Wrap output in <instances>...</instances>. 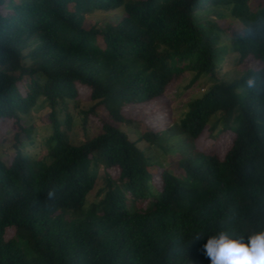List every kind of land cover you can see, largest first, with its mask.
<instances>
[{"label":"trees","instance_id":"16d2710c","mask_svg":"<svg viewBox=\"0 0 264 264\" xmlns=\"http://www.w3.org/2000/svg\"><path fill=\"white\" fill-rule=\"evenodd\" d=\"M225 11L241 27L213 20ZM99 15L113 20L87 22ZM185 73L188 90L208 88L164 130L124 117ZM38 106L40 158L24 149ZM99 107L109 122L73 144L72 111L83 127ZM0 121L14 151L0 157V264H210L208 237L264 229V0H0ZM206 129L234 136L223 157L197 149ZM149 148L178 159L165 167Z\"/></svg>","mask_w":264,"mask_h":264},{"label":"rangeland","instance_id":"374dc122","mask_svg":"<svg viewBox=\"0 0 264 264\" xmlns=\"http://www.w3.org/2000/svg\"><path fill=\"white\" fill-rule=\"evenodd\" d=\"M6 1L8 2L9 0ZM225 13V17H214L213 20H217L223 28L230 27V25H236L238 27H241V24L234 21L230 12L225 11ZM116 16H118V14H115V17ZM112 20L113 15H99L87 18L88 23H91L93 21L106 23ZM247 61H249L250 63L251 59H248ZM242 69V67H239V69H237V72L242 71ZM237 72L235 71L227 73L226 71V74H220L219 76L222 79L231 80L235 78ZM189 80L190 77L188 73L182 74L173 82L172 85L167 87L165 93L161 98L143 106H130L126 108L124 111V117L127 120H133L142 123L144 127L149 130H164L169 125V122L180 116V113L186 109V105L189 101L194 99V97H198L204 94L208 88V85H206L205 81H200L196 85L195 89L192 88L193 90H188L186 87L189 83ZM77 88L79 91V96L77 98L79 109L87 110L92 104L90 100V90L82 85H78ZM39 108H41V106ZM72 116L75 117L76 124L74 126L73 132L71 133V142L76 145H79L85 139H90L100 134L102 123L109 122L107 114L100 107L96 109L95 114H90L88 116L87 123L85 126L83 125V127L82 124H78L81 123L79 111H72ZM34 120L36 127L35 143L32 146L29 144H25L24 149L31 152L35 151V153H39L38 157L40 158L42 155L45 154L44 142L47 136L50 134V128L48 126L46 114H44L42 108L41 110H37L36 115L34 116ZM6 123L7 122L0 121V157L3 158L5 161H8L9 158L13 156L14 151H12L9 147L10 136L8 137L5 132V126H8V123L7 125ZM128 126L130 125L128 124ZM122 128L126 131L129 130V127L126 126H123ZM209 135L210 132L208 129H206L200 139L196 142L197 149L206 154L223 157L228 148L230 147L234 136L229 132H225L221 134L216 140H212ZM142 148H147V146L144 145V147ZM147 154L151 159L165 165V167H169L173 162L178 159V155L175 152L165 154L162 153L160 150L153 148H149ZM153 169L155 171L158 170L157 174L154 175V181L158 182V173L162 169L158 167L157 169ZM104 173L105 172L103 168H99L95 188L87 198L88 204H91L97 199H99L98 193L100 188H102L103 186ZM110 176L113 179H117L119 176V171L117 169L110 170ZM13 236V230L9 229L6 231L5 238L7 240H10Z\"/></svg>","mask_w":264,"mask_h":264},{"label":"clouds","instance_id":"9594fccd","mask_svg":"<svg viewBox=\"0 0 264 264\" xmlns=\"http://www.w3.org/2000/svg\"><path fill=\"white\" fill-rule=\"evenodd\" d=\"M248 86L255 87V80L249 79ZM54 194L49 193L51 198ZM202 235H197L198 240ZM210 264H264V229L248 236L247 242L242 236H233L227 231L208 237L204 245Z\"/></svg>","mask_w":264,"mask_h":264}]
</instances>
